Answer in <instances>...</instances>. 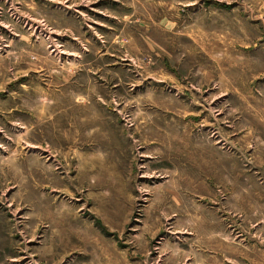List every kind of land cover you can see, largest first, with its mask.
Listing matches in <instances>:
<instances>
[{
	"label": "rangeland",
	"instance_id": "rangeland-1",
	"mask_svg": "<svg viewBox=\"0 0 264 264\" xmlns=\"http://www.w3.org/2000/svg\"><path fill=\"white\" fill-rule=\"evenodd\" d=\"M0 17V264H228L259 244L264 0Z\"/></svg>",
	"mask_w": 264,
	"mask_h": 264
},
{
	"label": "crops",
	"instance_id": "crops-1",
	"mask_svg": "<svg viewBox=\"0 0 264 264\" xmlns=\"http://www.w3.org/2000/svg\"><path fill=\"white\" fill-rule=\"evenodd\" d=\"M237 247V259H232L231 256L224 258L228 264H264V237L260 238L259 244L255 242L254 245H249L243 241ZM242 251L244 255H241Z\"/></svg>",
	"mask_w": 264,
	"mask_h": 264
}]
</instances>
